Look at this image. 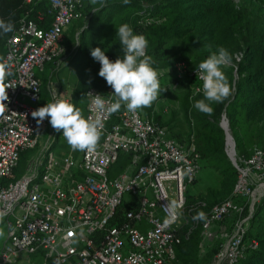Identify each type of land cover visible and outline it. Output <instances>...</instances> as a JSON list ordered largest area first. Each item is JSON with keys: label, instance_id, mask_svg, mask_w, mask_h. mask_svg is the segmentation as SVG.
Returning a JSON list of instances; mask_svg holds the SVG:
<instances>
[{"label": "built area", "instance_id": "2783aa9c", "mask_svg": "<svg viewBox=\"0 0 264 264\" xmlns=\"http://www.w3.org/2000/svg\"><path fill=\"white\" fill-rule=\"evenodd\" d=\"M34 1L50 5L51 25L42 28L25 16L4 57L12 72L7 82L15 88L7 90L0 115V212L5 213L0 264H14L22 256L39 257L43 264H179L177 247L199 227L200 247L205 240H224L214 264H244L259 248L249 229L264 198V148L255 146L244 156L229 143L238 173L233 194L202 223L187 207L203 164L194 136L181 143L154 117L124 107L114 122L109 104L100 112L88 94L110 102L111 87L107 94L86 93V117L104 125L97 150L72 151L48 118L37 125L31 113L61 95L74 104L72 89L61 86L56 74L69 60L62 42L82 18V0L27 3ZM196 71L190 76L199 94L202 81ZM122 160V169H115ZM171 201L177 203L174 210L167 206Z\"/></svg>", "mask_w": 264, "mask_h": 264}, {"label": "trees", "instance_id": "16d2710c", "mask_svg": "<svg viewBox=\"0 0 264 264\" xmlns=\"http://www.w3.org/2000/svg\"><path fill=\"white\" fill-rule=\"evenodd\" d=\"M94 7L99 5L82 0L80 20L86 22L79 36L76 38V32L72 43L65 47L69 60L56 74L61 86L72 89L74 104L85 116L87 91L96 89L107 94L110 88L98 75L100 68L91 57V49L100 47L113 61L121 57L116 36V27L121 24L127 23L134 33L145 35L149 41L147 52L157 69L187 63L198 68L219 47L230 52L232 64L225 75L231 95L221 103L212 104L211 116L193 107L195 100L203 98V93L188 95L183 105L189 118L188 138L194 136L202 163H207L221 177L220 188L208 191L204 199L193 200L188 193L187 207L192 210L193 219L202 223L216 205L231 198L237 182L238 173L229 159L227 136L221 127L223 118L226 117L235 145L251 146L242 155L249 156L258 144L264 146V0H131L127 5L123 0H106L99 11L93 12ZM25 16L42 28H48L53 21L47 2L34 1L29 5L27 0H0V18L11 20L15 26L13 32L0 36V57H5L7 41ZM235 55L240 56L239 61ZM48 72L43 77L44 83ZM62 73L69 74L66 83L59 79ZM43 93L46 96L45 88ZM123 109L115 112L114 122L119 121ZM155 120L167 127L174 139L181 143L188 140L176 136L158 118ZM200 213L204 214L202 219L197 218ZM200 234L199 227L177 247L179 264H199ZM249 234L259 242V248L247 255L244 264H264V198L255 209Z\"/></svg>", "mask_w": 264, "mask_h": 264}, {"label": "clouds", "instance_id": "9594fccd", "mask_svg": "<svg viewBox=\"0 0 264 264\" xmlns=\"http://www.w3.org/2000/svg\"><path fill=\"white\" fill-rule=\"evenodd\" d=\"M94 7L93 12L102 8L106 0H90ZM125 5L131 0H123ZM14 24L11 20L5 21L0 18V36H6L14 31ZM116 36L122 49V56L112 61L100 47L91 49V57L99 62L100 69L98 75L102 77L108 86L113 90L114 100L106 102L102 95H93V104L100 112L105 110L106 103L109 104L108 111L114 113L121 107L126 108L129 113H138L145 108H150L160 97L162 89L160 75L157 68L153 67L155 61L147 52L149 41L143 34L134 33L133 28L127 24L116 27ZM230 52L219 47L198 65L196 74L202 81L203 98L195 100L193 107L209 116L213 114V103H221L231 95V85L225 75L224 67L231 61ZM12 75L9 63L0 57V115H3L9 100L8 89L15 88L12 83L7 82V78ZM33 119L37 125H41L48 118L52 128L62 131V136L66 140L72 151L94 153L97 150L99 141L103 134V122L99 118L86 117L81 109L69 100L62 98L53 99L52 102L32 111ZM169 208L177 207L176 201H171ZM4 212H0V222L3 220ZM203 213L197 218L202 219ZM4 235L0 229V237Z\"/></svg>", "mask_w": 264, "mask_h": 264}, {"label": "rangeland", "instance_id": "374dc122", "mask_svg": "<svg viewBox=\"0 0 264 264\" xmlns=\"http://www.w3.org/2000/svg\"><path fill=\"white\" fill-rule=\"evenodd\" d=\"M239 2V0H237ZM86 20L83 22L77 20L74 22L70 30L66 33L62 45L67 47V44L72 43L74 35L76 32V38L79 36L80 28L85 24ZM235 59L239 61L240 56L235 55ZM232 62L228 63L224 67V72L229 70ZM196 65L192 63H187L183 65H177L176 67L168 69H158L162 74L160 75V84L163 89L160 97L150 108H145L140 111L146 117H156L163 124L170 126L174 134L180 138H188L190 132L189 118L186 115L183 105L186 101L188 95H196V90L199 87L197 81L190 76V72L197 68ZM66 73H62L59 79L65 82ZM68 87V86H66ZM193 95V96H194ZM253 146V145H252ZM260 147H264L262 144H258ZM251 146L246 148L235 147V152L241 154L250 151ZM232 149V147L230 148ZM231 156L232 152L230 153ZM124 161H120L115 167V169H122ZM221 184L220 174L209 167L205 162L202 164V171L199 176L197 184L189 191V197L193 200L204 199L207 196L208 191L218 190ZM257 207V206H256ZM229 222H226V227L229 226ZM3 230L4 235L0 237V251L5 239V230ZM220 234V233H219ZM224 244V240L221 237L205 240L204 247H200L198 261L199 264H214L215 257L218 254L221 246ZM202 248V249H201ZM14 264H43V261L39 257H30L27 258L22 256Z\"/></svg>", "mask_w": 264, "mask_h": 264}, {"label": "water", "instance_id": "95a60500", "mask_svg": "<svg viewBox=\"0 0 264 264\" xmlns=\"http://www.w3.org/2000/svg\"><path fill=\"white\" fill-rule=\"evenodd\" d=\"M221 127H222V129L225 131L226 136H227V148H228L230 142L233 144V147L235 148L236 145H235V142H234V140H233V138H232V136H231V134H230V132H229L228 122H227V120H226V117L223 118V121H222ZM227 152H228V151H227ZM228 156H229V155H228ZM229 159H230V157H229Z\"/></svg>", "mask_w": 264, "mask_h": 264}]
</instances>
